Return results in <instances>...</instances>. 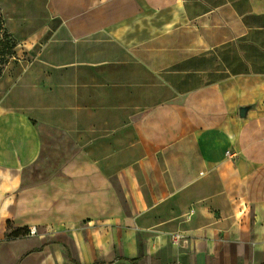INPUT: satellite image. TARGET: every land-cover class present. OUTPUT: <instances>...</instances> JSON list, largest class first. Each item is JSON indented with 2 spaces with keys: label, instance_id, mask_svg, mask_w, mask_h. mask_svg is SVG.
<instances>
[{
  "label": "crops",
  "instance_id": "1",
  "mask_svg": "<svg viewBox=\"0 0 264 264\" xmlns=\"http://www.w3.org/2000/svg\"><path fill=\"white\" fill-rule=\"evenodd\" d=\"M0 16V264H264V0Z\"/></svg>",
  "mask_w": 264,
  "mask_h": 264
},
{
  "label": "built area",
  "instance_id": "2",
  "mask_svg": "<svg viewBox=\"0 0 264 264\" xmlns=\"http://www.w3.org/2000/svg\"><path fill=\"white\" fill-rule=\"evenodd\" d=\"M29 233H30V234H35V233H37V228H36V226H31V228H30V230H29Z\"/></svg>",
  "mask_w": 264,
  "mask_h": 264
},
{
  "label": "trees",
  "instance_id": "3",
  "mask_svg": "<svg viewBox=\"0 0 264 264\" xmlns=\"http://www.w3.org/2000/svg\"><path fill=\"white\" fill-rule=\"evenodd\" d=\"M17 234H20V232L13 231V232L10 233V235H12V236H13V235H17Z\"/></svg>",
  "mask_w": 264,
  "mask_h": 264
},
{
  "label": "rangeland",
  "instance_id": "4",
  "mask_svg": "<svg viewBox=\"0 0 264 264\" xmlns=\"http://www.w3.org/2000/svg\"><path fill=\"white\" fill-rule=\"evenodd\" d=\"M1 27H2V18L0 16V29H1Z\"/></svg>",
  "mask_w": 264,
  "mask_h": 264
}]
</instances>
